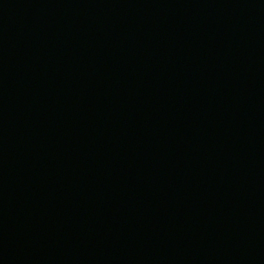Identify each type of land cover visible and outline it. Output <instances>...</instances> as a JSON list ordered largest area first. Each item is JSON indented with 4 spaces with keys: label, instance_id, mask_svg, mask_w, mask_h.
Returning <instances> with one entry per match:
<instances>
[{
    "label": "water",
    "instance_id": "1",
    "mask_svg": "<svg viewBox=\"0 0 264 264\" xmlns=\"http://www.w3.org/2000/svg\"><path fill=\"white\" fill-rule=\"evenodd\" d=\"M0 264H264V0H0Z\"/></svg>",
    "mask_w": 264,
    "mask_h": 264
}]
</instances>
